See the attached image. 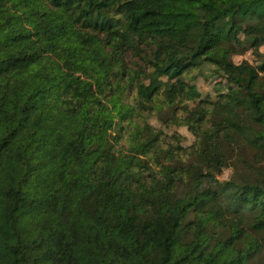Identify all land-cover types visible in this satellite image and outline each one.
<instances>
[{
	"label": "trees",
	"instance_id": "trees-1",
	"mask_svg": "<svg viewBox=\"0 0 264 264\" xmlns=\"http://www.w3.org/2000/svg\"><path fill=\"white\" fill-rule=\"evenodd\" d=\"M143 43L148 85L126 63ZM262 46L264 0H0V264H264V59L232 60ZM203 67L216 102L186 79ZM126 90L165 94L206 166L162 134L124 161Z\"/></svg>",
	"mask_w": 264,
	"mask_h": 264
},
{
	"label": "rangeland",
	"instance_id": "rangeland-1",
	"mask_svg": "<svg viewBox=\"0 0 264 264\" xmlns=\"http://www.w3.org/2000/svg\"><path fill=\"white\" fill-rule=\"evenodd\" d=\"M136 50H141L139 52L129 51L126 56V63L130 67L129 73L131 78L135 76V73L140 71L141 78L140 81L148 85L149 81L144 80L145 75L151 74L153 72L152 62V51L154 49L153 45H136ZM259 53L262 57H258L253 54L252 51H248L243 55L234 56L232 58L235 64H241L247 62L249 65L257 67L260 61L264 59V46L259 49ZM195 78V79H194ZM187 81L192 82L197 87L198 92L201 94L202 99L205 101L216 102L218 96L227 91L229 87V82L220 76L216 75L214 68L203 67L199 70H193L186 76ZM115 84L119 81V78L115 80ZM164 82H168L167 78H164ZM121 83V82H120ZM121 84L125 85L126 82L123 81ZM109 90L106 88L105 93L107 94ZM124 100L133 105L137 112L132 117L130 124H125L128 130L125 131L126 137L122 140V144L119 146L121 151L122 159L126 162H132L136 158H144V150L138 148L142 143H146L149 138L154 135L162 134V146L165 150H171L173 153L177 154L175 160L180 159L182 163L186 166L201 165L206 166V163L202 157L194 156L196 148L194 147L196 143V138L192 135L189 129L180 124L178 120L173 119L172 111L166 106L168 103L165 94L159 96L153 103H145L140 98H138L136 91L126 90L123 93ZM200 101L191 104V109L197 107ZM138 115V116H136ZM186 116V115H185ZM184 116V118H185ZM118 122V120H117ZM118 127L113 132V135H117ZM139 135V137H137ZM259 163L262 168L261 180L264 183V151L259 154ZM158 163V157L155 159ZM165 161V158L161 163ZM168 160H166L167 162ZM154 163V162H153ZM161 167V166H160ZM234 176V171L231 168L224 170L222 175H216L213 181H205L208 187L214 189H219L220 185L229 181ZM193 216L186 222L190 223L193 221ZM192 237L188 235L184 243H190Z\"/></svg>",
	"mask_w": 264,
	"mask_h": 264
}]
</instances>
